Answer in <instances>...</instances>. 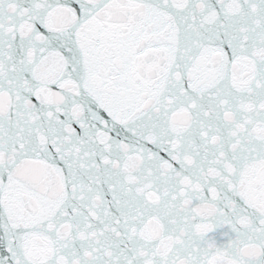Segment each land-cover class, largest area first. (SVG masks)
Listing matches in <instances>:
<instances>
[{"label":"snow or ice","instance_id":"6c2138e0","mask_svg":"<svg viewBox=\"0 0 264 264\" xmlns=\"http://www.w3.org/2000/svg\"><path fill=\"white\" fill-rule=\"evenodd\" d=\"M0 264H264V0H0Z\"/></svg>","mask_w":264,"mask_h":264}]
</instances>
